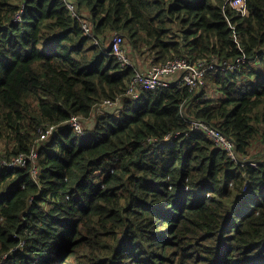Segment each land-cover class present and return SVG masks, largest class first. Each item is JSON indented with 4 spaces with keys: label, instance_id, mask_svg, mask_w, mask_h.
<instances>
[{
    "label": "trees",
    "instance_id": "trees-1",
    "mask_svg": "<svg viewBox=\"0 0 264 264\" xmlns=\"http://www.w3.org/2000/svg\"><path fill=\"white\" fill-rule=\"evenodd\" d=\"M72 1L99 44L64 0H0V158L34 148L38 169L0 170V264H264V160L246 157L264 125V0L243 15L230 0ZM116 33L150 63L245 61L209 75L223 97L182 86L135 98L133 68L103 53ZM99 106L85 138L39 140ZM183 114L261 163L232 161Z\"/></svg>",
    "mask_w": 264,
    "mask_h": 264
},
{
    "label": "built area",
    "instance_id": "built-area-1",
    "mask_svg": "<svg viewBox=\"0 0 264 264\" xmlns=\"http://www.w3.org/2000/svg\"><path fill=\"white\" fill-rule=\"evenodd\" d=\"M68 6L71 15L78 18L81 23V29L83 32L92 37V41L95 44H99L98 38L94 37L91 31V24L87 20L83 13H79L73 4L72 0H64ZM230 5L237 13L243 15L246 11L245 0H230ZM23 14V9L17 11L13 20L19 22ZM127 49L124 46V39L120 34H113L107 43V46L103 49L104 54L114 55L120 66L133 68V75L128 83V94L137 98L139 92L144 89H158L169 87H182L187 86L190 91L197 92L203 88L205 84V78L219 70L235 69L241 62L245 61L244 57H238L235 60H222L218 61L213 58L209 63L204 61L191 62L185 57H172L162 63H149L147 68L139 69L132 61ZM117 104V100L104 99L101 103L103 106H114ZM188 104L185 106V108ZM185 112V109L183 107ZM84 117L80 115H71L66 121L60 124H46L37 130L39 140H45L51 137L55 132L61 129L70 128L80 138H85L88 134L87 129L84 128ZM183 119L188 121L190 132H202L219 148H221L227 156L236 163L241 165L250 164L251 166H257L261 161L245 159L241 156L237 150L235 143L229 139L222 131L211 126L205 121L198 118H188L183 114ZM178 133L170 132L165 136V139L175 138ZM37 156L36 149L26 153H19L14 157L0 158V170L21 168L24 167L29 161L33 163L32 173L36 176L38 173L37 167L34 165V161ZM246 187V184H245Z\"/></svg>",
    "mask_w": 264,
    "mask_h": 264
},
{
    "label": "rangeland",
    "instance_id": "rangeland-1",
    "mask_svg": "<svg viewBox=\"0 0 264 264\" xmlns=\"http://www.w3.org/2000/svg\"><path fill=\"white\" fill-rule=\"evenodd\" d=\"M112 34H110L106 40V44L108 43L109 41V38H111ZM125 48L127 49V46H125ZM128 51V49H127ZM144 51V50H143ZM129 53V52H127ZM136 57L138 55L141 54V52H136L135 53ZM132 61L134 62V59L132 58L131 54L129 53ZM141 57H146L145 54L144 55H141ZM149 59V58H147ZM148 63V62H147ZM150 63V61H149ZM209 75L205 78V84L203 85L204 86V89H205V94L207 95L206 97L209 99H216V98H219V97H223V94L221 93V91L218 90V88H215L211 81L209 80L210 78H208ZM198 92V90H197ZM104 110H101V106L97 107L94 111V114L92 115V117L90 119H84V128L85 129H91L92 126L94 125L95 123V120H96V115H101L103 113ZM263 128H264V125H263ZM263 130V129H262ZM262 134L256 138V140L253 142L249 152H248V156L246 157H249L251 155L254 156V155H257V159H259L258 157L262 156V158L264 159V131H261ZM11 145V144H10ZM9 145V146H10ZM7 142L4 141V139L0 140V153L1 154H4L7 150ZM11 147V146H10ZM9 147V148H10ZM246 159V158H245ZM254 159V158H253ZM6 255H1L2 258H5Z\"/></svg>",
    "mask_w": 264,
    "mask_h": 264
},
{
    "label": "crops",
    "instance_id": "crops-1",
    "mask_svg": "<svg viewBox=\"0 0 264 264\" xmlns=\"http://www.w3.org/2000/svg\"><path fill=\"white\" fill-rule=\"evenodd\" d=\"M83 13L85 14V16H88L89 15V13L87 12V11H83ZM129 52V51H128ZM132 56V58L134 59V63L136 64V66L139 68V69H145V68H147V66H148V64H149V59H147L146 57H141V56H133V55H131ZM148 62V63H147ZM263 129V130H262ZM261 131H264V128H263V126H261ZM252 149V148H251ZM250 157H251V155H250ZM260 160H264L263 158H262V156H260V157H258Z\"/></svg>",
    "mask_w": 264,
    "mask_h": 264
}]
</instances>
